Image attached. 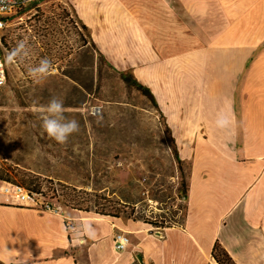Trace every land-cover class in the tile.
I'll use <instances>...</instances> for the list:
<instances>
[{
	"label": "crops",
	"instance_id": "crops-1",
	"mask_svg": "<svg viewBox=\"0 0 264 264\" xmlns=\"http://www.w3.org/2000/svg\"><path fill=\"white\" fill-rule=\"evenodd\" d=\"M67 3L99 55L154 96L189 165L184 215L160 227L0 196V264H216L215 243L234 264H264V0Z\"/></svg>",
	"mask_w": 264,
	"mask_h": 264
},
{
	"label": "rangeland",
	"instance_id": "rangeland-1",
	"mask_svg": "<svg viewBox=\"0 0 264 264\" xmlns=\"http://www.w3.org/2000/svg\"><path fill=\"white\" fill-rule=\"evenodd\" d=\"M10 24L4 30L7 79L0 88V181L36 192L60 211L99 216L117 207L122 218L179 225L185 198L178 187L181 178L187 182L189 165L178 168L160 108L100 57L67 0H35ZM20 41L28 57L13 62ZM45 57L53 71L37 82L28 70ZM53 96L63 99L65 116L79 122L65 144L41 127Z\"/></svg>",
	"mask_w": 264,
	"mask_h": 264
},
{
	"label": "clouds",
	"instance_id": "clouds-1",
	"mask_svg": "<svg viewBox=\"0 0 264 264\" xmlns=\"http://www.w3.org/2000/svg\"><path fill=\"white\" fill-rule=\"evenodd\" d=\"M28 46L25 41L18 42L17 46L13 49L10 59L13 62L17 60L23 62L28 57ZM29 75L40 82L47 78V76L53 71L52 61L47 57L40 60L37 66L29 68ZM41 127L44 133L48 137L54 139L60 144H65L68 138L79 131V122L75 119H68L64 114V102L63 99L53 96L43 107L41 113ZM229 123V119L226 114H219L216 120V126L218 128H226ZM91 226L87 225L84 228V235L91 233ZM82 237L78 236V243H83Z\"/></svg>",
	"mask_w": 264,
	"mask_h": 264
},
{
	"label": "built area",
	"instance_id": "built-area-1",
	"mask_svg": "<svg viewBox=\"0 0 264 264\" xmlns=\"http://www.w3.org/2000/svg\"><path fill=\"white\" fill-rule=\"evenodd\" d=\"M34 1L35 0H0V88L6 84L7 79L6 62L3 54V52L6 50L2 43L4 30L7 27L8 20L12 16L19 13L22 9ZM54 190L55 192L57 191L56 188H54ZM0 196L10 197L15 203L19 205L40 207L41 209L52 213L60 212V206H56V204L53 206L46 204L40 200V194L29 192L23 186L11 182L0 181ZM128 243L129 239L127 234L121 230H117V232L112 237V246L117 252L124 251L128 246Z\"/></svg>",
	"mask_w": 264,
	"mask_h": 264
},
{
	"label": "trees",
	"instance_id": "trees-1",
	"mask_svg": "<svg viewBox=\"0 0 264 264\" xmlns=\"http://www.w3.org/2000/svg\"><path fill=\"white\" fill-rule=\"evenodd\" d=\"M17 14H19V13H17ZM82 28L83 29H86L84 27H82ZM2 43L4 45V41H2ZM92 45H93V43H92ZM100 57L103 60H105V58L102 55H100ZM119 74H120L121 80L125 84H128L130 82V80H131L132 83H133V85L135 86V88L142 95L146 96L149 99V101L154 105V107L156 108V110L159 111L158 105H157V103L155 101L154 96L150 92V90L147 87L143 86L141 83H139L134 78V76L132 75V73H124V72L119 71ZM174 158H175V162L177 163L178 168L180 169V165H181L182 161L179 159L178 154H175L174 155ZM27 190L29 192H33V191L29 190V189H27ZM187 190H188V183L186 182V180L184 178H181L180 185L178 187V194L180 196H182L183 198H185L186 195H187ZM112 211H114V212L113 213H110V212L109 213H103V214L102 213H99V216L113 218V219L114 218H119V215H118L119 214V212H118L119 210L117 209V207H114V209ZM211 257L215 261L216 264H234V262L232 261V259L226 253V251L218 243H215L213 245V248H212V251H211Z\"/></svg>",
	"mask_w": 264,
	"mask_h": 264
}]
</instances>
